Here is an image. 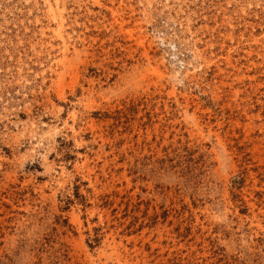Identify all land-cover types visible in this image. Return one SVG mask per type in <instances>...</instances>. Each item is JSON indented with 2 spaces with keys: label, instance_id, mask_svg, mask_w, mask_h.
<instances>
[{
  "label": "rangeland",
  "instance_id": "374dc122",
  "mask_svg": "<svg viewBox=\"0 0 264 264\" xmlns=\"http://www.w3.org/2000/svg\"><path fill=\"white\" fill-rule=\"evenodd\" d=\"M0 264H264V0H0Z\"/></svg>",
  "mask_w": 264,
  "mask_h": 264
}]
</instances>
